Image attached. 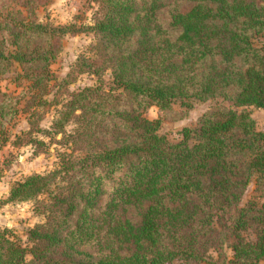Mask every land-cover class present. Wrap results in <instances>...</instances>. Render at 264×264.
Segmentation results:
<instances>
[{
  "label": "trees",
  "instance_id": "16d2710c",
  "mask_svg": "<svg viewBox=\"0 0 264 264\" xmlns=\"http://www.w3.org/2000/svg\"><path fill=\"white\" fill-rule=\"evenodd\" d=\"M87 2L91 25L55 27L36 17L42 0H0V76L18 64L30 83L0 90L1 135L22 111L31 144L48 153L43 132L63 147L54 170L12 188L8 201L35 202L43 222L28 246L0 231V264H264V203L242 206L253 179L264 199L249 110L264 109V0ZM79 34L92 43L58 81L52 64ZM84 75L95 84L72 90ZM189 101L216 104L173 143L147 113Z\"/></svg>",
  "mask_w": 264,
  "mask_h": 264
},
{
  "label": "rangeland",
  "instance_id": "374dc122",
  "mask_svg": "<svg viewBox=\"0 0 264 264\" xmlns=\"http://www.w3.org/2000/svg\"><path fill=\"white\" fill-rule=\"evenodd\" d=\"M94 10L87 0H42L36 11V17L40 23L55 27L73 24L91 25ZM92 38V34H79L78 36L68 35L64 39L63 50L51 67L58 81L67 77L78 56L92 43ZM263 42V38L255 39V43L259 46ZM20 73H22L21 68L16 64L11 72L0 76V90L15 96L24 91L28 93L30 83L25 78H19ZM105 79L110 84L111 76L107 75ZM94 84L95 79L84 75L71 86V89ZM47 98L51 100L53 96H47ZM188 103L189 107L181 102H175L174 113H170L167 119L157 106H152L147 116L152 120L163 119L160 133L176 143L180 141L184 128L195 127L203 114L216 104L212 101L206 103L189 101ZM39 110L44 118L39 121L38 127L51 130L56 110H49L48 114L45 107ZM249 110L256 121L257 129L264 131V109L250 108ZM30 128L29 114L21 111L13 121H8L5 128L7 135H1L0 131V231L8 230L10 237L24 246H28V231L43 222V216L36 213L33 201L9 202L11 190L16 184L34 174H46L54 170L59 163L58 152L63 150V147L57 144V141L62 138L61 135L57 136V140H53L50 134L38 132L35 137L49 146L48 153L41 152L40 148L37 149L29 142V137L24 135ZM70 129L71 127H68V130ZM254 203L259 207L264 203L262 190L258 188L256 179H253L243 196L242 206L248 207ZM244 235L250 241L255 240L252 229L247 230ZM226 252L229 258H232V251L226 249ZM211 256L217 258L218 255L212 251Z\"/></svg>",
  "mask_w": 264,
  "mask_h": 264
}]
</instances>
